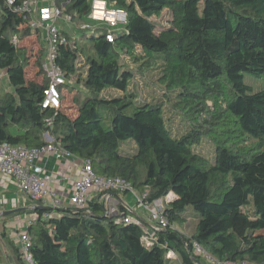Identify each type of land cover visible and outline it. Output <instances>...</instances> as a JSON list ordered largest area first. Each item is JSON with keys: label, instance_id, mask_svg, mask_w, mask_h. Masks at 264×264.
I'll list each match as a JSON object with an SVG mask.
<instances>
[{"label": "trees", "instance_id": "1", "mask_svg": "<svg viewBox=\"0 0 264 264\" xmlns=\"http://www.w3.org/2000/svg\"><path fill=\"white\" fill-rule=\"evenodd\" d=\"M92 2L53 0L75 23L92 21ZM107 4L124 10L126 23L110 30L100 25L73 39L61 29L67 40L60 53L66 83L55 109L41 106L48 84L41 57L34 62L36 76L28 77L32 56L12 42L32 29L0 0V70L11 87L0 86V143L40 148L47 132L55 144L89 160L94 173L120 177L138 193L147 191L149 203L173 193L164 204L169 226L146 245L140 225L122 220L132 211L118 202L113 213L102 199L107 193L122 200L127 189L100 191L84 207H44L35 201L26 210L35 214L26 228L34 260L200 264L195 242L217 261L264 262V89L249 92L244 81L245 74L264 78V0ZM109 31L112 41L106 38ZM135 75L155 77L173 112L188 122L178 138L167 127L164 103L145 102L127 113L133 93L104 95L110 89L126 92ZM65 86L74 91L69 105ZM203 138L214 146L213 161L195 150ZM129 139L135 152L121 153ZM189 209L197 221L186 237L179 226L190 218ZM259 227L262 233L256 234Z\"/></svg>", "mask_w": 264, "mask_h": 264}, {"label": "built area", "instance_id": "2", "mask_svg": "<svg viewBox=\"0 0 264 264\" xmlns=\"http://www.w3.org/2000/svg\"><path fill=\"white\" fill-rule=\"evenodd\" d=\"M96 1V0H93ZM98 2V1H97ZM103 25L111 28L118 27L126 23V13L122 9L108 7L107 1H104ZM7 5L12 7L13 11L22 15L24 24L32 29L33 32L40 35L44 54L41 59L40 69L48 79V84L43 90L41 106L52 107L55 109L61 106V87L66 83L64 70L60 62V53L63 46L67 43L66 37L61 33L60 24H63L65 30L70 29L72 24L71 15L52 3L45 6H35L34 0H7ZM90 18L94 19L91 12ZM100 25L95 23H83L80 28L93 31ZM108 41H112L110 31L106 34ZM14 44H18L19 38H12ZM46 145L40 148H30L24 145H12L7 142L0 143V174L12 177L19 189L32 201H42L43 205L49 207L63 206V200L57 193L51 189V183L56 180L53 172L47 170L41 163L43 154H52L56 159H67L74 157L69 151L62 148L59 144L53 142V138L46 132L44 134ZM62 179L71 182V190L68 195V205L84 207L87 200L94 198V195L104 190L122 191L127 189V197H132L135 201L133 210H139L146 213V221L133 212L128 205L120 200L132 215H125L124 222L136 221L143 230L141 240L146 245H151L156 241V232L169 226L168 218L164 212V204L174 198L173 193H169L164 199L155 200L152 203L146 201L147 191L143 193L136 192L130 183L120 177L100 176L94 173L89 160H82L80 170L74 178L63 176ZM58 179V178H57ZM107 208H113L111 196L103 194ZM18 246L21 258L25 264H37L30 252L31 239L26 230L18 233ZM194 250L200 255L202 263L200 264H248L246 262H235L231 260L217 261L209 255L200 245L193 242ZM168 257H173L172 251L167 252ZM252 264H264L252 263Z\"/></svg>", "mask_w": 264, "mask_h": 264}, {"label": "crops", "instance_id": "3", "mask_svg": "<svg viewBox=\"0 0 264 264\" xmlns=\"http://www.w3.org/2000/svg\"><path fill=\"white\" fill-rule=\"evenodd\" d=\"M97 1L102 4L104 2V0ZM51 3L52 0H34L35 6H45ZM60 27L61 29H66L63 27V24H60ZM70 30L71 27L65 31L69 32ZM37 36L38 34L32 31L31 34L19 39L18 42V46L26 48L29 55L32 56L29 66H34L37 56L41 57V59L43 58L44 45L41 42V45L36 44L38 43L36 39L39 37ZM24 40H32L33 42L27 47V45L25 46V44L20 43ZM0 76H6L5 71L0 70ZM41 163L58 178L51 183V189L62 198L63 206L68 205V195L72 186L69 180L62 179L61 177L69 176L70 178H74L80 170L82 160L75 156L58 160L52 154H43L41 156ZM110 201L112 202V207L115 209L113 213H116L117 203L120 202V198L113 196ZM33 207L34 201L19 189L16 181L12 177L0 174V264H24L20 255L17 236L19 232L26 230L27 226L33 221L35 214L26 212V210ZM5 212L10 213L5 214ZM137 212L142 219H146V213L139 210Z\"/></svg>", "mask_w": 264, "mask_h": 264}, {"label": "rangeland", "instance_id": "4", "mask_svg": "<svg viewBox=\"0 0 264 264\" xmlns=\"http://www.w3.org/2000/svg\"><path fill=\"white\" fill-rule=\"evenodd\" d=\"M107 1V0H104ZM96 1L92 2V10L91 12L94 14L95 9H97ZM102 8L104 9V3L102 4ZM103 11V10H102ZM104 15V14H103ZM102 16H98L94 14V19L91 18L92 21H88L89 23H95L97 25H103V21H101ZM166 18V16H165ZM163 19V21L165 20ZM94 20V21H93ZM99 20V21H98ZM86 22V23H88ZM83 23H75L72 22L71 24V30L68 33L71 39L73 38H78L82 33L84 32H89V30H82L80 28V25ZM73 33V34H72ZM72 34V35H71ZM39 36V37H38ZM38 38L36 39L38 45L43 44V41L38 34ZM32 40H24L21 41V44L27 45V47L30 46V43H32ZM41 42V43H40ZM81 42V41H80ZM82 43V42H81ZM40 50V49H39ZM39 52V51H38ZM37 52V54H38ZM38 71L37 65L34 64V66H29L27 68V76L28 77H33L36 76V73ZM244 81L245 83L250 87L249 92H256L258 90L264 89V78L263 77H254L249 74H245L244 76ZM0 86L5 88L6 90L10 89V85L7 81V77L0 76ZM65 92H66V97H64V104L69 105L71 103V96L73 95L74 91H72L69 86H65ZM133 93L135 95L133 99V104H130L128 107L125 108L127 113H132L134 111L135 105L142 104V103H153V104H158V103H164L163 105V110H164V117L166 119V124L169 130L171 131V135L173 137L178 138L187 128V123L182 115L179 113L173 112L171 105L168 101L165 100V97L162 96V87L156 82L155 77H142L139 75H135V79L132 81V83L129 85L128 89L126 92L115 90V89H110L107 90L104 95L107 98H112V97H121L125 96L127 97L128 94ZM164 100V101H163ZM110 122V119L107 118V120L104 121L105 125H108ZM121 153H133L135 152L136 148L132 140H126L122 145H121ZM196 152L202 154L204 157H206L208 160L213 161L214 159V146L206 138H203L200 144L195 146ZM121 199L128 205V207L135 213H137L135 210H133L132 207H134L135 201L131 197H121ZM112 203V202H111ZM188 215L190 218L187 219L186 222L181 224L180 230L183 232V234L186 237H189L190 234L193 232L196 221H197V215L192 209L188 210ZM263 228L259 227L256 230V234L262 233ZM171 264H179V261L174 259L171 261Z\"/></svg>", "mask_w": 264, "mask_h": 264}, {"label": "bare ground", "instance_id": "5", "mask_svg": "<svg viewBox=\"0 0 264 264\" xmlns=\"http://www.w3.org/2000/svg\"><path fill=\"white\" fill-rule=\"evenodd\" d=\"M96 5H97V9H95V12L94 14L95 15H98V16H102L104 13H103V8H102V3L101 2H96Z\"/></svg>", "mask_w": 264, "mask_h": 264}, {"label": "water", "instance_id": "6", "mask_svg": "<svg viewBox=\"0 0 264 264\" xmlns=\"http://www.w3.org/2000/svg\"><path fill=\"white\" fill-rule=\"evenodd\" d=\"M37 207V206H36ZM44 207H49V206H44ZM8 213H10V212H5V214H8Z\"/></svg>", "mask_w": 264, "mask_h": 264}]
</instances>
